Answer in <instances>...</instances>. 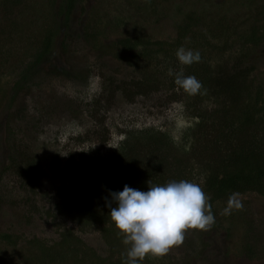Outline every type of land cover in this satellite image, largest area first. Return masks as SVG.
<instances>
[{"label":"rangeland","instance_id":"374dc122","mask_svg":"<svg viewBox=\"0 0 264 264\" xmlns=\"http://www.w3.org/2000/svg\"><path fill=\"white\" fill-rule=\"evenodd\" d=\"M240 1L74 0L66 14L67 0H18L8 6L0 0V169L6 156V117L24 103L30 112L43 115L36 138L18 126L27 133L22 158L41 168L38 188L33 185L38 200L34 211L16 204L25 193L19 192L12 174L3 176L11 199L0 208V264H39L38 244L50 242L64 228L93 247L103 263L124 264L127 246L104 215L111 209L97 196L120 191L116 149L124 133L134 138L146 130L162 140V154L184 158L172 167L171 176L202 187L211 197L215 223L206 231L189 229L181 246L162 258L149 255L140 264H264V196L247 191L213 197L203 186L191 148L193 142L204 143L197 123L207 119L220 95L204 84L199 94L188 95L168 75L170 68L175 73L182 67L176 56L181 46L216 51L241 45L253 20ZM48 36L50 52L42 55ZM243 61L255 64V83L264 85V46L253 48ZM53 67L63 75L49 76ZM25 71L29 78L17 92ZM138 80L144 86H137ZM133 141L146 153L140 163L157 159L158 150ZM69 158H83L98 175L96 185L86 190L92 203L84 233L77 229V220L86 215L79 204L70 203L69 213L59 206L66 193L61 186L67 184L62 170ZM70 193L65 202L74 198ZM232 193L243 209L222 215ZM103 219L106 223L98 221ZM106 226L116 230L114 253L102 237ZM49 264H71V259Z\"/></svg>","mask_w":264,"mask_h":264},{"label":"trees","instance_id":"16d2710c","mask_svg":"<svg viewBox=\"0 0 264 264\" xmlns=\"http://www.w3.org/2000/svg\"><path fill=\"white\" fill-rule=\"evenodd\" d=\"M14 1L18 0H7L5 5L8 6ZM67 1L69 6L66 14L70 11L74 0ZM256 2L257 0L240 1L247 6L249 19L253 20L241 45L239 43L228 50H224V47L216 51L199 50L200 62L181 67L185 75L196 76L202 84L220 95L217 96V102L207 115V119H200L197 123V133L204 137V143L195 145L193 142L191 147L194 148L196 162L203 172V186L215 198L231 192L247 191L258 192L264 196V85L255 83V64L243 61L253 48L264 46V0H260L258 5L255 4ZM256 14L257 17H255ZM51 44L52 38L46 37L42 55L49 54ZM2 52L3 50L0 49V54ZM48 73L49 76L63 75L55 67L49 68ZM28 74L29 71H25L21 76L16 85L17 92L18 89L21 90V85H26ZM136 82L137 86H144L139 83V80ZM135 94L141 95L143 92ZM28 108L27 104H21L6 117L3 123L6 156L0 169V208L11 199L10 195L6 194L3 181V176L7 173L15 177L19 192L25 193L19 196L16 204L19 207H25L28 211H34L37 207L38 200L34 196L36 195L34 186L40 181L41 168L36 166L30 158L27 160L22 158L23 149L27 147L25 142L27 133L18 126L24 125L23 127L29 129L36 138L40 133L39 124L42 120L40 117L43 115L34 110L30 112ZM202 128L204 131L200 132ZM143 132L145 135L134 138L131 132L124 133L116 149V178L120 191L125 185L147 191L149 180L152 184L157 182L165 184L173 180L172 167L184 161V158L177 159L173 156L168 158L162 154L160 150L162 140L158 136H152L147 130ZM166 139L170 142L168 138ZM133 140H137L136 143L140 141L138 146H144V149L150 147V150H158L153 157L157 159L151 164L140 163L146 157V153L138 150ZM62 173L67 184L61 186L66 193L59 201V206L62 208V213H69L70 203L79 204L80 210L86 215L77 220V229L80 233H84V226L88 224L87 217L90 216L87 205L92 203L86 190L96 185L98 175L86 165L83 158L79 161L69 158L65 162ZM71 190L73 191L71 196L74 198L72 201L65 202ZM108 197L111 195L97 196L103 199L101 203H104L105 209H109L105 199L110 201L111 198ZM114 204L115 202L112 203ZM109 214L104 215L112 221ZM98 221L106 223L107 220ZM115 232L116 230L112 227L106 226L102 235L111 253L116 250ZM37 247L36 258L39 264L58 263L68 258L71 259V264H105L98 252L93 247L83 244L82 239L73 233L71 228H64L50 242L41 241Z\"/></svg>","mask_w":264,"mask_h":264},{"label":"clouds","instance_id":"9594fccd","mask_svg":"<svg viewBox=\"0 0 264 264\" xmlns=\"http://www.w3.org/2000/svg\"><path fill=\"white\" fill-rule=\"evenodd\" d=\"M176 56L182 65L201 61L198 50L183 46L177 49ZM168 75H174L175 84L188 95L199 94L203 87L196 76L185 75L183 69L174 73L170 68ZM148 184L147 191L125 185L122 191L110 192V201L105 198L111 209L110 218L123 238L122 243L127 246L122 253L126 257L124 264H140L149 255L162 258L173 247L184 243L189 229L206 231L215 223L209 202L211 197L199 184L185 179L165 184H152L149 180ZM237 197V193L229 195L222 215L243 209ZM113 202L115 207H112Z\"/></svg>","mask_w":264,"mask_h":264}]
</instances>
